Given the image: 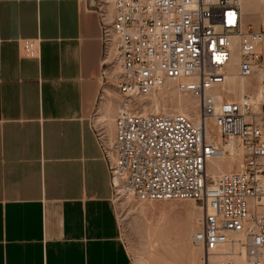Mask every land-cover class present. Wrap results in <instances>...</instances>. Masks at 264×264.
<instances>
[{"label":"built area","instance_id":"built-area-1","mask_svg":"<svg viewBox=\"0 0 264 264\" xmlns=\"http://www.w3.org/2000/svg\"><path fill=\"white\" fill-rule=\"evenodd\" d=\"M103 74H112L121 97L113 138L103 126L95 136L114 200L185 201L201 218L191 242L204 264H264V21L245 29L240 0H96ZM237 53V72L261 71L259 96L238 100L212 90ZM167 81L198 100L196 122L181 114H142L134 102ZM207 124L223 146L240 157L236 170L207 175L222 154L205 139ZM225 154H229L226 150Z\"/></svg>","mask_w":264,"mask_h":264},{"label":"crops","instance_id":"crops-1","mask_svg":"<svg viewBox=\"0 0 264 264\" xmlns=\"http://www.w3.org/2000/svg\"><path fill=\"white\" fill-rule=\"evenodd\" d=\"M96 6L0 0V264H134L94 132L114 133Z\"/></svg>","mask_w":264,"mask_h":264},{"label":"rangeland","instance_id":"rangeland-1","mask_svg":"<svg viewBox=\"0 0 264 264\" xmlns=\"http://www.w3.org/2000/svg\"><path fill=\"white\" fill-rule=\"evenodd\" d=\"M253 14L255 13H252L250 16L247 14L248 17H245L246 13L243 11L242 20L243 27L245 29L249 28L250 30H257L260 26V23L264 19V17L260 13L257 14L256 12L255 17ZM106 73L107 74L104 75L105 83L103 86L104 93L102 96L108 103V108L111 109L112 113L110 114L113 115V121L116 109L121 102V97L117 92L114 79L111 75L112 73L110 72V70L106 71ZM251 81L252 83H256L254 76L251 77ZM173 89L177 90L175 84ZM248 93H252L251 89L246 90L245 94ZM221 96H227L230 97V99L235 100H238L240 98V96L229 93L226 90L221 92ZM186 97L193 101V96L188 94L186 95ZM150 102V96L135 101L134 104L135 106H137L136 111L141 113L143 110H146L147 114L150 113ZM159 109L161 114H166L163 113V110H170L168 106L161 105ZM195 111L198 112V107ZM189 112L192 117L195 116L194 110H192L191 108ZM103 125L104 122L102 121V126ZM210 126L214 129L211 124ZM110 140L112 139L110 138ZM237 168L238 165L233 163L232 170H236ZM115 201L117 207L120 237L126 248L128 249L130 257L132 258L134 264H204L202 259L201 247L194 245L191 242L192 235L198 227L199 220L197 219L199 217L195 219L186 212L187 209L192 208L194 205L198 207L197 203L191 200L143 202L130 198L117 199ZM170 202H172V204ZM143 207H147L145 213H139L138 210ZM185 207H187V209ZM182 225L184 227H182ZM157 229L161 232V237H159L158 239L153 236L154 232ZM192 254H194L193 259L191 258ZM210 264L217 263H214L213 261Z\"/></svg>","mask_w":264,"mask_h":264},{"label":"bare ground","instance_id":"bare-ground-1","mask_svg":"<svg viewBox=\"0 0 264 264\" xmlns=\"http://www.w3.org/2000/svg\"><path fill=\"white\" fill-rule=\"evenodd\" d=\"M240 6H241V12L243 13V11H244L246 13L245 17H248L247 14L250 16L252 13L256 14V12H257V14L260 13L264 17V0H240ZM255 14H253L254 17L256 16ZM263 21H264V19L262 20V22ZM242 23H243V20H242ZM256 50L257 51L261 50V52L264 54V44H262L260 46L258 45L256 47ZM237 63H238V56H237V53L234 52V54L232 55L231 64L228 67V69L226 70V72L224 73V82L212 90V93L214 94V96L218 100L221 99V92L224 90H226L229 93H233L234 95H238L241 97L243 94H245L247 89H251L252 95H255L257 97L259 96L260 89H261V87H260V77H261L260 73H261V71H259L257 74H254V78L256 80V83H252L251 77L250 78L241 77L238 75ZM111 73L112 74L115 73L114 68L112 69ZM174 84L175 83L173 81H167L164 84V86L158 92L153 93L150 96L151 97L150 113H154V114L158 113L159 114V113H161L160 109H159L160 105L161 106H168V108L170 110H165V111L163 110V113L174 114V113L178 112V113L184 114L188 117H191V119L193 118L194 121L198 122L199 121L198 112L195 111L196 108L198 107V100L195 97H193V101H191L190 99H188V97H186V95H188V94L184 95V94H181L180 92H178L176 89L174 90L173 89ZM194 102H195V105H194ZM146 107H143V108H146ZM190 108L192 110H194L195 116H193V117L190 115V112H189ZM141 113L147 114V111L143 110ZM110 116H111V122H112V115L110 114ZM205 139L212 142L214 145H216L222 151V154H218L209 160L207 167H206V173L208 176L215 178L218 175H220L221 173H224L227 171H232L233 163H235L239 166L240 157L235 154V150H234L233 146L231 144L223 146L216 129L215 128L213 129L209 124H207V127H206ZM109 141H111L110 138H109ZM226 150L229 151V154L224 153ZM170 203L172 204V202H170ZM185 208L187 209V207H185ZM146 209H147V207H143L140 210H138V212L143 214V213H145ZM186 212H187V214H190L195 219L199 217L197 220H200L202 213H201L200 208L197 207L196 205H194L190 209H187ZM148 217H149V215H148ZM182 227H184V226L182 225ZM153 236L158 239L159 237H161V232L157 229L154 232ZM192 253H193V251H192ZM191 258L192 259L194 258V254H192ZM214 263H215V260H214Z\"/></svg>","mask_w":264,"mask_h":264}]
</instances>
